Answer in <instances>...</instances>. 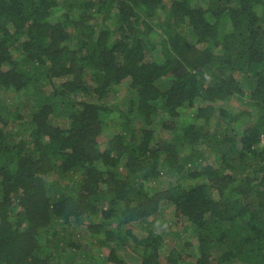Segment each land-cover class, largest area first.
<instances>
[{
	"label": "trees",
	"instance_id": "16d2710c",
	"mask_svg": "<svg viewBox=\"0 0 264 264\" xmlns=\"http://www.w3.org/2000/svg\"><path fill=\"white\" fill-rule=\"evenodd\" d=\"M194 2L0 0V264H264V0Z\"/></svg>",
	"mask_w": 264,
	"mask_h": 264
},
{
	"label": "rangeland",
	"instance_id": "374dc122",
	"mask_svg": "<svg viewBox=\"0 0 264 264\" xmlns=\"http://www.w3.org/2000/svg\"><path fill=\"white\" fill-rule=\"evenodd\" d=\"M202 0H195V2H200ZM194 2V3H195ZM185 37L191 42L193 41V37L189 34H185ZM161 40L160 36L156 38L155 42L159 43ZM160 51V47H157V52ZM127 93V85L121 84L116 86L115 93L113 94L112 101L117 102L120 101L125 97ZM0 99L4 102V104L8 107V109L13 112H17L18 115L21 117L25 116L26 110L33 106L31 103V98L28 96L27 92H24L23 94H3L1 95ZM186 113L184 116L187 117ZM9 117L12 115L9 113ZM114 115H110L107 117V121H110L111 131H112V125H114ZM56 176L52 178V176L49 178V180L54 179ZM63 183L67 181V177H64L61 180ZM168 183H171L169 179L161 178V185L164 184L165 186L168 185ZM164 187V186H163ZM164 211L159 213L157 217L153 218L155 219L154 225L157 227V231L161 233L164 244L166 248H172L174 245H182L186 240L191 239V234L188 232L184 234L181 238H177L176 234L180 231L179 228H177L173 224V215L171 209L163 208ZM152 219V220H153ZM54 228H60L59 226H55ZM123 229H132L133 233L138 235H142L144 233L143 229L141 228L140 223H134L130 225H125L122 227ZM64 229V228H62ZM85 223H77L74 228V235H68V239L70 242H75L79 245H81V248L77 249L73 252L72 255H70L69 260L65 264H106L104 257L102 255L101 250H99L98 247L92 245V241L87 234H85ZM89 242V243H87ZM120 257L124 258L126 261V264H138L139 261V252L141 250H138L135 246V244L132 243V241H129L128 245H125L124 248L116 250ZM83 252H89L88 256L84 255Z\"/></svg>",
	"mask_w": 264,
	"mask_h": 264
},
{
	"label": "built area",
	"instance_id": "2783aa9c",
	"mask_svg": "<svg viewBox=\"0 0 264 264\" xmlns=\"http://www.w3.org/2000/svg\"><path fill=\"white\" fill-rule=\"evenodd\" d=\"M262 142H263V144H264V138L262 139Z\"/></svg>",
	"mask_w": 264,
	"mask_h": 264
},
{
	"label": "clouds",
	"instance_id": "9594fccd",
	"mask_svg": "<svg viewBox=\"0 0 264 264\" xmlns=\"http://www.w3.org/2000/svg\"><path fill=\"white\" fill-rule=\"evenodd\" d=\"M264 138V137H263ZM262 145L264 146L263 142H262Z\"/></svg>",
	"mask_w": 264,
	"mask_h": 264
}]
</instances>
